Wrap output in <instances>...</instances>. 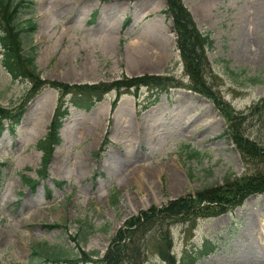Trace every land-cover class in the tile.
I'll use <instances>...</instances> for the list:
<instances>
[{
  "label": "rangeland",
  "instance_id": "374dc122",
  "mask_svg": "<svg viewBox=\"0 0 264 264\" xmlns=\"http://www.w3.org/2000/svg\"><path fill=\"white\" fill-rule=\"evenodd\" d=\"M31 1L38 28L25 48L37 47L43 81L74 85L171 75L189 83L165 0ZM184 3L215 42L207 53L209 82L243 116L245 136L264 147V107L253 109L264 97V0ZM30 88L3 68L0 46V105L23 113L0 138V264H47L35 248L101 264L117 231L141 211L258 170L226 136L229 124L211 100L177 88L150 105L142 88L123 95L114 110L116 91L90 112L71 108L62 144L33 190L24 179L39 180L43 153L37 144L60 94L46 88L33 97ZM88 226L94 230L83 242ZM171 235L178 261L207 249L196 264H264V194L222 215L176 223ZM155 246L147 236L144 264H167ZM82 252L95 262H84Z\"/></svg>",
  "mask_w": 264,
  "mask_h": 264
},
{
  "label": "trees",
  "instance_id": "16d2710c",
  "mask_svg": "<svg viewBox=\"0 0 264 264\" xmlns=\"http://www.w3.org/2000/svg\"><path fill=\"white\" fill-rule=\"evenodd\" d=\"M166 3V14L173 21L177 37V49L184 63L186 75L190 79L188 84L171 75L123 78L110 83L101 82L93 85H69L43 81L36 64L37 47L31 45L29 49L25 48V39L28 44L32 43L37 31V24L33 17L21 19L23 13L27 15L33 13L32 3L29 0H0V44L3 48V66L14 80L29 81L32 85L31 94L33 96L47 87L60 92L48 134L38 144L39 150L43 152L40 178L47 175L52 154L55 148L61 145L60 130L70 115L71 107L91 111L97 103L104 99L105 95L116 91L118 99L113 103L115 108L123 94L129 93L132 89L138 91L142 87L150 91L149 99L155 97L154 103L158 102L161 93L175 88L187 89L210 99L228 122L227 134L244 161L258 167L252 175L234 179L228 176L224 185L208 187L177 200L168 201L162 207L153 206L141 211L137 216L127 220L118 230L104 257L99 260L98 263L101 264H144L149 235H153L155 248L161 259L167 264H176V256L172 255L171 226L180 222H193L200 217L223 214L229 209L241 206L252 195L264 194V147L245 136L242 128L243 116L224 101L208 80L211 76L207 53L214 50V40L210 34H205L198 28L183 0H166ZM260 107H264V97L253 109ZM21 116V110L13 114L0 107V136L4 130L3 120L11 119L13 122H18ZM193 156H198V153ZM25 181L33 190L39 183L29 178ZM2 183L0 168V186ZM93 230V227L89 226L81 233L83 242H87ZM73 240L77 241L76 238ZM144 241H146L145 244H143ZM209 252L211 251L207 249L196 251L194 257L191 256L188 261L184 258L182 264H195L197 259L203 258ZM33 253L41 257L36 249ZM82 253L84 262H95L92 254ZM61 257V253H48L44 262L49 264H78L79 262V258Z\"/></svg>",
  "mask_w": 264,
  "mask_h": 264
},
{
  "label": "bare ground",
  "instance_id": "6f19581e",
  "mask_svg": "<svg viewBox=\"0 0 264 264\" xmlns=\"http://www.w3.org/2000/svg\"><path fill=\"white\" fill-rule=\"evenodd\" d=\"M63 1H65V2H66V0H62V1H61V3H62ZM61 3H60V4H61ZM263 22H264V21H263ZM263 22H262V25H264V23H263ZM263 27H264V26H263ZM202 124H203V122H202ZM198 126H199V128H200V126H201V125H198ZM175 181L177 182V181H178V179H176V178H175Z\"/></svg>",
  "mask_w": 264,
  "mask_h": 264
}]
</instances>
